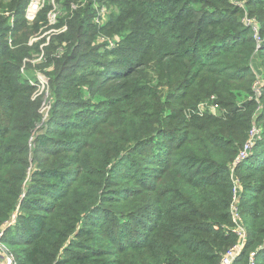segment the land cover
Listing matches in <instances>:
<instances>
[{"label":"trees","instance_id":"trees-1","mask_svg":"<svg viewBox=\"0 0 264 264\" xmlns=\"http://www.w3.org/2000/svg\"><path fill=\"white\" fill-rule=\"evenodd\" d=\"M28 4L0 0V228L14 213L16 264H217L253 128L233 168V264H264V0H44L31 21ZM211 96L218 112H193Z\"/></svg>","mask_w":264,"mask_h":264},{"label":"built area","instance_id":"built-area-1","mask_svg":"<svg viewBox=\"0 0 264 264\" xmlns=\"http://www.w3.org/2000/svg\"><path fill=\"white\" fill-rule=\"evenodd\" d=\"M43 4H44V0H29V4L26 9L27 19L30 21L33 20L38 10L42 8ZM104 11L105 10H103V12ZM96 21L101 22L100 19H97ZM99 40L103 41L104 38L102 37ZM108 43L110 46L114 45V42L110 39H108ZM206 109L210 110L213 113L218 112L219 105L214 102V96H211L207 101L200 102L197 105V109L194 110L193 112L197 114H202ZM254 130L255 128L252 129L248 141L245 143L239 155L237 156L236 160L232 164L231 179L233 182V200L230 206V211L232 214L233 221L235 223L234 232L237 235V240L232 246L226 249V251L222 254L217 264H233L234 261L240 255L246 240V234L242 223V217L238 209V202H239L238 198H239V193L241 191V185L239 184L238 179L234 175L235 171L233 168L239 162L247 158L248 154L250 153L252 146L257 138V134L255 133ZM14 220H15V215L10 222L6 223V225L0 228L1 229L0 230V264H16V262L14 261L12 256L7 252V250L4 248V245L2 243L4 228L6 229L7 227H9L14 222ZM247 264H256L254 253L251 252L249 254Z\"/></svg>","mask_w":264,"mask_h":264},{"label":"rangeland","instance_id":"rangeland-1","mask_svg":"<svg viewBox=\"0 0 264 264\" xmlns=\"http://www.w3.org/2000/svg\"><path fill=\"white\" fill-rule=\"evenodd\" d=\"M51 3L54 1V0H50ZM57 3L54 2V8L57 7ZM101 11L105 10V7L101 8L100 9ZM56 14H57V11L55 9H53L52 11L49 12V15H48V18H49V21L50 23H53L54 21H56ZM97 20V19H96ZM102 37H100L99 39H101ZM257 60L255 59L254 60V63H253V68H254V71L257 72V77H260L262 75L261 73V70L257 67ZM38 75V80H39V90L41 91L42 90V83H44L45 81H47V79L45 78L44 75L42 74H37ZM117 81V80H116ZM46 83V82H45ZM105 89V88H104ZM43 115L45 116L47 114V111H48V101H47V97L45 98V102H44V106H43ZM255 133L257 134L258 133V129L255 128ZM258 137V136H257ZM256 138V137H255ZM235 174V172H234ZM239 182V181H238ZM240 184V183H239ZM241 185V184H240ZM241 189H242V186H241ZM14 217V213L12 214L11 218H10V221L13 219ZM9 221V222H10ZM1 230V229H0ZM4 231H5V228H4ZM5 248V247H4ZM8 252V250H7Z\"/></svg>","mask_w":264,"mask_h":264}]
</instances>
